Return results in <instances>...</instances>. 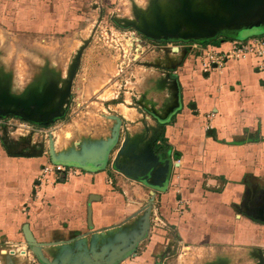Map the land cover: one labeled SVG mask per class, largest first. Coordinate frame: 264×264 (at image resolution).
Listing matches in <instances>:
<instances>
[{
	"label": "crops",
	"instance_id": "obj_1",
	"mask_svg": "<svg viewBox=\"0 0 264 264\" xmlns=\"http://www.w3.org/2000/svg\"><path fill=\"white\" fill-rule=\"evenodd\" d=\"M89 4L88 0H0V28L8 27L9 35L48 53L54 43L80 29L81 13L102 7L96 1ZM246 30L254 32L243 40L234 36L214 46L227 50L229 42L264 37V24ZM189 46L186 53L171 47L173 56L183 60L177 58L179 62L165 71L179 90L175 103L164 114L145 110L150 117L155 113L168 119L159 123L151 117L156 127L152 141L159 151L149 154L146 142L137 150L125 149L137 163L162 162L147 182L115 168L66 164L81 173L68 181L49 175L36 189L42 169L54 163L45 152L39 156L41 146L36 152L19 148L22 140L0 131V255L4 260L41 264L27 244V226L45 260L82 264L96 254L132 244L142 234L149 211L152 218L156 210L163 222L152 231L158 239L147 243L139 255L144 239L136 254L121 263L156 264L158 255L171 248L231 249L251 254L257 260L253 264H264V74L255 69L252 59L229 61L224 68L205 73L194 57L199 51ZM5 60L0 50V93H44L58 84L49 81L46 68L35 72L21 90ZM39 77H43L40 83ZM170 108L177 112L169 114ZM140 151L145 158L137 155ZM179 202L187 204L184 212L177 211ZM161 241L167 247L161 244L157 249Z\"/></svg>",
	"mask_w": 264,
	"mask_h": 264
},
{
	"label": "rangeland",
	"instance_id": "obj_2",
	"mask_svg": "<svg viewBox=\"0 0 264 264\" xmlns=\"http://www.w3.org/2000/svg\"><path fill=\"white\" fill-rule=\"evenodd\" d=\"M88 1L90 4L98 2L101 9L93 11L89 7V11L81 13L80 29L54 43L48 53L42 54L39 45H25L28 40L20 41L13 33L9 35L8 27L0 28V50L7 58L5 63L16 74L19 89L31 81L35 72L46 71V68L49 81L58 83L49 87L50 92L3 94L22 100L33 96L34 100L46 105L43 113L59 109L57 119L47 126L10 116L7 122L12 127H6L7 135L10 133L14 139L25 140L36 149L47 145L49 148L45 147L44 151L48 158L50 148L56 158L82 156L84 152H99L115 140L105 167L113 171L114 161L118 158L119 166L140 170V163L121 153L128 146L138 149L145 142L149 145V154L159 151V146L152 141L156 127L145 110L164 114L165 109L175 103L179 90L165 71L183 60L182 56H173L171 47L186 53V44L150 39L139 30L158 35L159 26H165L170 30L177 29L181 34L194 33L196 29L186 22L184 10L229 18L228 2L231 0ZM252 31L242 30V35L237 38L243 39ZM137 38L140 39L138 47L135 43L132 45V40ZM177 58L180 59L177 61ZM77 64L79 67L72 78ZM41 80L43 77L38 78V82ZM140 152L137 155L145 158V153ZM150 225L146 241L138 249L139 255L147 243L158 239L157 233L152 234L158 227L152 222ZM162 241L158 242L157 249L165 243ZM158 259L156 264H253L257 261L247 252L231 249L175 251L165 248ZM13 260H4L0 255V264H13Z\"/></svg>",
	"mask_w": 264,
	"mask_h": 264
},
{
	"label": "water",
	"instance_id": "obj_3",
	"mask_svg": "<svg viewBox=\"0 0 264 264\" xmlns=\"http://www.w3.org/2000/svg\"><path fill=\"white\" fill-rule=\"evenodd\" d=\"M231 8V16L229 18H224L221 16H205L201 13L193 12L192 10H184L183 14L185 20L188 24L193 26L196 29L194 33L181 34L177 29H167L165 26H159L157 29L158 35L151 33L146 30H139L144 36L154 39L161 40V37H164V41L173 40V41H182V42H197L201 44H207L210 42L209 39L216 37L219 33H224V35H233L238 37L241 35V31L245 29H252L256 27H261L264 24V15H261V0H245L241 2L239 0H231L228 2ZM170 38V39H169ZM174 38V39H173ZM178 51V48H177ZM80 58L78 59V62ZM79 64L76 65L72 73V78L77 71ZM0 93V120H6L8 117L12 116L20 120L36 124L39 126H47L50 123L37 122L35 117L39 115L43 120H47L51 117L56 118L59 116V109L53 110L49 113H43L42 109L46 107L44 103L38 100H34V97H31L28 100L21 99H11ZM9 106H13L9 108ZM175 109H169L168 113L171 114ZM167 113V114H168ZM168 114V115H169ZM168 117V116H167ZM0 131L6 135L7 128L6 126H1ZM115 140H112L105 145L104 149L99 152H84L82 156L73 155L68 157L56 158L53 153V149L50 148V160L52 163H63V164H72L77 165L83 168H106L110 150L113 147ZM79 145V143H77ZM45 145H42L40 148L39 156H43ZM122 149V148H121ZM122 151V150H121ZM122 155L125 154V149H123ZM28 156H33L32 154H27ZM145 161V160H144ZM162 163V162H161ZM160 162L156 163L155 159H151L148 163H140V170L133 168H127L119 166L118 158L114 161V168L118 170L123 175L142 182H147L153 177L154 171L161 164ZM159 172L161 170H158ZM168 174L164 175L165 177ZM155 186V184H154ZM154 193L152 192V195ZM151 223V212L149 211L148 216L146 217V223L141 235L137 236L132 244L125 248V245L114 249L111 253H101L96 254L92 259L84 260L82 264H120L131 255L136 254L139 243L147 238V234L150 230ZM25 238L27 244L30 246L32 252L36 255L37 259L41 264H53L45 260L40 252L39 244L35 242L31 234L29 233L27 226L24 228ZM56 264V263H54ZM60 264H67V262H62Z\"/></svg>",
	"mask_w": 264,
	"mask_h": 264
},
{
	"label": "built area",
	"instance_id": "obj_4",
	"mask_svg": "<svg viewBox=\"0 0 264 264\" xmlns=\"http://www.w3.org/2000/svg\"><path fill=\"white\" fill-rule=\"evenodd\" d=\"M132 45L138 47L140 43V39L132 40ZM230 47L227 50H224L221 47L214 46L211 44L208 45H198V44H190L193 45L192 48L199 51L198 56H194L197 61L199 60L202 66V70L205 73H210L216 69H222L226 66L229 61H245L248 59L254 60L255 69L259 73L264 74V37L249 39L246 41H232L229 42ZM146 45V44H145ZM148 48L150 45H147ZM189 46V47H190ZM191 49V48H190ZM190 56V55H189ZM192 56V58H193ZM6 126L8 129L12 127V125L7 122V120H0V127ZM81 173L80 170L76 168H71L66 164L57 163V164H49L42 169L40 177L37 179L36 189L39 188L46 180L47 176L53 175L57 177V179L62 181H68L72 177L79 175ZM187 208V204L183 202H179L177 211L179 213L184 212ZM151 222L154 223V226L159 227L158 225H162L159 215L156 214V210L153 212V217L151 218ZM123 264V263H120Z\"/></svg>",
	"mask_w": 264,
	"mask_h": 264
},
{
	"label": "flooded vegetation",
	"instance_id": "obj_5",
	"mask_svg": "<svg viewBox=\"0 0 264 264\" xmlns=\"http://www.w3.org/2000/svg\"><path fill=\"white\" fill-rule=\"evenodd\" d=\"M262 1V4H261V15H264V0H261ZM228 38H232V39H234V36L233 35H224V33H219L218 35H216V37H214V38H212V39H209L210 41H216V42H221V41H225L226 39H228ZM170 39V38H169ZM174 39V38H173ZM231 39V40H232ZM164 41V37H161V40L160 41ZM168 42H170V43H184V42H180V41H173V40H168ZM185 44V43H184ZM179 50V49H178ZM35 119H36V121L37 122H42V123H50V122H54L55 120H56V118H53V117H51V118H49V119H47V120H43L42 119V117L41 116H39V115H36V117H35ZM35 125V124H34ZM17 146V145H16ZM17 147H19V148H21V147H26L25 149H30V150H32L33 152H36L37 151V149L39 150V148H33V147H30V143L29 142H27V141H22L20 144H18V146ZM17 147H15V149H17ZM13 148V147H12Z\"/></svg>",
	"mask_w": 264,
	"mask_h": 264
},
{
	"label": "trees",
	"instance_id": "obj_6",
	"mask_svg": "<svg viewBox=\"0 0 264 264\" xmlns=\"http://www.w3.org/2000/svg\"><path fill=\"white\" fill-rule=\"evenodd\" d=\"M232 38H228V39H226V40H231ZM170 43V42H169ZM186 45H190V44H198V45H205V44H201V43H197V42H193V43H190V42H184ZM218 42H216V41H210V42H208V44H211V45H216ZM207 45V44H206ZM177 111L176 110H174L173 112H172V114H174V113H176ZM171 114V115H172ZM151 117L156 121V122H164V121H166V120H168V119H162V118H160L157 114H155V113H152V115H151ZM3 141L4 142H6L4 139H3Z\"/></svg>",
	"mask_w": 264,
	"mask_h": 264
},
{
	"label": "bare ground",
	"instance_id": "obj_7",
	"mask_svg": "<svg viewBox=\"0 0 264 264\" xmlns=\"http://www.w3.org/2000/svg\"><path fill=\"white\" fill-rule=\"evenodd\" d=\"M247 39V38H246ZM243 40V39H242Z\"/></svg>",
	"mask_w": 264,
	"mask_h": 264
}]
</instances>
